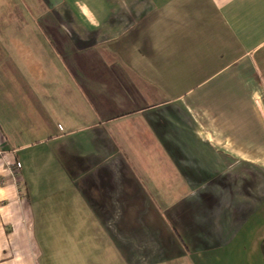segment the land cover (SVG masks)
<instances>
[{
    "label": "crops",
    "instance_id": "obj_1",
    "mask_svg": "<svg viewBox=\"0 0 264 264\" xmlns=\"http://www.w3.org/2000/svg\"><path fill=\"white\" fill-rule=\"evenodd\" d=\"M40 2L46 54L0 32V264H264V0Z\"/></svg>",
    "mask_w": 264,
    "mask_h": 264
},
{
    "label": "rangeland",
    "instance_id": "obj_2",
    "mask_svg": "<svg viewBox=\"0 0 264 264\" xmlns=\"http://www.w3.org/2000/svg\"><path fill=\"white\" fill-rule=\"evenodd\" d=\"M12 5L14 2V10L10 11V7L0 8V32L3 37L1 41L6 48L11 50V54L21 69L24 62L30 65L41 54L44 55L45 37L40 32L47 30V20L52 10L44 2L40 0H6ZM68 1V0H67ZM70 2V0H69ZM56 9V8H55ZM53 10V13L60 11ZM52 15V14H51ZM7 31H13L18 37H6ZM25 38L24 36H27ZM28 58V60H27Z\"/></svg>",
    "mask_w": 264,
    "mask_h": 264
}]
</instances>
